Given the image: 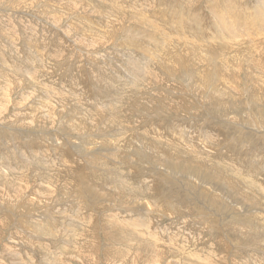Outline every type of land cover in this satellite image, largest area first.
Masks as SVG:
<instances>
[{
  "label": "rangeland",
  "instance_id": "obj_1",
  "mask_svg": "<svg viewBox=\"0 0 264 264\" xmlns=\"http://www.w3.org/2000/svg\"><path fill=\"white\" fill-rule=\"evenodd\" d=\"M0 89V264H264V0H0Z\"/></svg>",
  "mask_w": 264,
  "mask_h": 264
},
{
  "label": "bare ground",
  "instance_id": "obj_2",
  "mask_svg": "<svg viewBox=\"0 0 264 264\" xmlns=\"http://www.w3.org/2000/svg\"><path fill=\"white\" fill-rule=\"evenodd\" d=\"M257 11H258V10H257ZM127 62H128V61H127ZM126 64H127V63H126ZM132 64H133V63H132ZM128 65H129V64H128ZM128 65H127V66H128ZM133 66H135V65H133ZM127 68H128V67H127ZM5 85H8V84H5ZM0 90H1V89H0ZM1 92H2V91H1ZM11 117H12V116H11ZM11 121H12V120H11ZM7 175H8V174H7ZM8 185H9V184H8ZM8 185H6V186H8ZM15 186H16V185H15ZM8 187H9V186H8ZM0 188H1V186H0ZM9 188H10V187H9ZM3 190H4V188H3ZM14 190H15V191H19L18 189H14ZM4 191H5V190H4ZM15 191H14V192H15ZM3 194H4V193H3ZM13 194H14V193H13ZM50 218H51V217H50ZM49 220H50V219H49ZM47 222L49 223V221H47ZM30 225H33V224H30ZM47 225H48V224H47ZM34 226H36V225H34ZM34 226H33V227H34ZM38 226L41 227L42 224H38ZM38 226H36V227H34V228H36V229L38 230V228H39ZM23 227H25V226H23ZM26 227H27V226H26ZM29 227H30V226H29ZM33 227L31 226V228H33ZM34 228H33V229H34ZM25 229H26V228H25ZM30 230H31V229H30ZM32 231H33V230H32ZM32 231H31V232H32ZM39 231H40V230H39ZM29 232H30V231H29ZM33 233H34V231H33ZM28 234H29V233H28ZM31 235H32V233H31ZM34 235H35V234H34ZM147 247H149L150 250L153 249V248H151L150 246H147Z\"/></svg>",
  "mask_w": 264,
  "mask_h": 264
}]
</instances>
